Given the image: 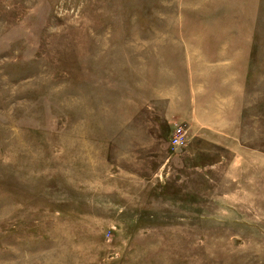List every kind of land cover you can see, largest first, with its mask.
Masks as SVG:
<instances>
[{"label": "rangeland", "instance_id": "rangeland-1", "mask_svg": "<svg viewBox=\"0 0 264 264\" xmlns=\"http://www.w3.org/2000/svg\"><path fill=\"white\" fill-rule=\"evenodd\" d=\"M0 264H264V0H0Z\"/></svg>", "mask_w": 264, "mask_h": 264}, {"label": "built area", "instance_id": "built-area-1", "mask_svg": "<svg viewBox=\"0 0 264 264\" xmlns=\"http://www.w3.org/2000/svg\"><path fill=\"white\" fill-rule=\"evenodd\" d=\"M173 136L171 138V147H173L174 149H182L185 147L186 145V133H185V129L183 126H177L175 129H174V132H173Z\"/></svg>", "mask_w": 264, "mask_h": 264}]
</instances>
